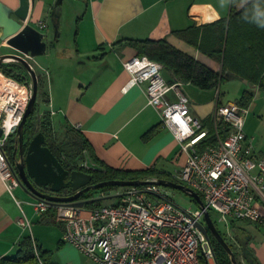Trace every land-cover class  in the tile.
Masks as SVG:
<instances>
[{
  "label": "crops",
  "instance_id": "1",
  "mask_svg": "<svg viewBox=\"0 0 264 264\" xmlns=\"http://www.w3.org/2000/svg\"><path fill=\"white\" fill-rule=\"evenodd\" d=\"M54 1L34 0V6L28 10L30 24L37 25L44 9H50ZM229 1L80 0L82 6L69 31V40H61L60 35L56 44L49 47L47 66L39 65L47 91H43L42 99L46 107L38 113L54 112L50 115L53 137L61 139L58 136L64 135L65 125L79 133L87 147L83 152L87 168L107 166L128 171L153 168L173 177L183 164L185 153L170 130L161 124L159 111L148 104L144 95L146 83L124 87L129 74L122 62L138 54L125 40L166 37L194 58L218 69L216 62L201 55L173 32L226 17ZM47 29L40 30L48 32ZM160 74L164 82L173 79L164 67ZM180 87L183 94L187 92L194 116L203 121L211 117L216 105L215 90L201 89L191 82H182ZM173 93V90L166 93L169 100L175 99ZM259 102L260 98L253 93L242 130L252 138L254 148L264 152V136L256 133L251 120L247 124L249 113L258 108ZM12 190L8 192L0 178V264H29L7 259L20 255L18 248L26 236L36 245L44 263L84 264L83 253L61 240L63 223L55 220L54 207L37 214L31 203L35 198L20 185ZM255 201L264 206V199L256 197ZM20 218H25L29 225H20ZM241 221L245 224L238 225L235 220L231 223L236 232L249 235L246 245L258 264H264V225ZM31 262L38 264L35 255Z\"/></svg>",
  "mask_w": 264,
  "mask_h": 264
},
{
  "label": "built area",
  "instance_id": "2",
  "mask_svg": "<svg viewBox=\"0 0 264 264\" xmlns=\"http://www.w3.org/2000/svg\"><path fill=\"white\" fill-rule=\"evenodd\" d=\"M22 56L33 60L28 54ZM122 66L129 74L125 88L146 83L148 104L159 111L161 124L185 153L173 178L195 191L202 205L182 209L162 194L158 185L144 184L126 186L117 202L94 208L50 204L38 198L31 201L33 209L42 214L54 207L55 220L63 223L61 240L83 253L84 264H217L210 234L208 237L197 226V222L204 223L205 211L209 215L213 211L225 226L234 220L264 225V206L255 201L256 197L264 199V152L257 151L252 138L242 130L248 107L236 100L219 102L215 92L216 105L209 117L215 140L198 148L208 127L191 113L189 99L180 89L182 82H164L160 74L163 65L144 54L125 58ZM30 87L29 77L20 81L0 70V178L10 193L19 180L14 163L3 151L30 98ZM170 90L174 100L167 98ZM19 223L29 225L25 218ZM32 246L38 264H47L33 242Z\"/></svg>",
  "mask_w": 264,
  "mask_h": 264
},
{
  "label": "trees",
  "instance_id": "3",
  "mask_svg": "<svg viewBox=\"0 0 264 264\" xmlns=\"http://www.w3.org/2000/svg\"><path fill=\"white\" fill-rule=\"evenodd\" d=\"M239 1H244V4L236 9L235 4ZM229 12L226 17L218 20L202 24L200 26H189L185 29L175 30V36L182 38L185 43L191 45L201 55H205L212 62L219 63L220 69H215L212 65L202 62L190 55L184 49H181L170 43L166 37L160 39H127L125 40L130 45H133L137 53L147 55V57L159 61L163 67L169 70L173 76L172 80L167 82L172 83L176 81L191 82L193 85L201 89L217 90V100L219 101V86L222 81L238 78L244 80L258 88H264V0H230ZM124 41V42H125ZM12 62L0 63V70L13 76L17 80L25 81L27 78L21 75V72H16L20 69V65H15V68L10 67ZM28 76V75H27ZM40 79V78H39ZM40 85V84H39ZM38 85V86H39ZM243 93L237 102L240 105L247 106L253 97V92L249 89L242 90ZM36 112L35 104L30 114L27 116L23 126V146L26 145L29 137L34 132L41 131L44 134L45 145L58 158L60 163L68 169H82L89 172L92 176V182H97L106 179H146V178H164L176 181L171 176L163 175L155 172V169L148 168L143 171H128L110 168L103 166L100 169H91L87 167L78 166L74 162L78 158H83V152L87 150L85 141L70 126L65 125L64 137L58 139L53 137L51 127V117L49 112L41 111L37 123H34V114ZM35 124V125H34ZM37 126L35 131L34 126ZM204 125L208 127V134L198 144V148H202L207 143L215 140L214 128L211 123V118L207 117L204 120ZM221 129V125L218 126ZM225 131L220 130L223 134ZM69 134H71L69 136ZM11 136V135H10ZM8 137L6 144H8L5 153L7 159L12 163L17 159V155L13 157V149L15 146L16 135ZM116 185H107L100 188L109 189ZM90 195V192H85L84 196ZM87 194V195H86ZM91 197V195H90ZM102 196L98 199L88 201L84 207L94 208L100 206ZM50 206L48 209L52 208ZM211 246L213 247L217 264H232L230 256L224 250L220 243L210 235ZM227 245H229L227 243ZM231 250L235 252L231 245ZM19 256L16 258H7L9 260L28 261L29 264H34L32 241L30 237L26 236L20 242L18 248ZM240 252V249H239ZM234 257V258H235ZM6 259V258H5ZM237 259V258H236ZM238 261V260H237ZM239 264V263H238ZM246 264H250L246 261ZM251 264H258L254 258Z\"/></svg>",
  "mask_w": 264,
  "mask_h": 264
},
{
  "label": "water",
  "instance_id": "4",
  "mask_svg": "<svg viewBox=\"0 0 264 264\" xmlns=\"http://www.w3.org/2000/svg\"><path fill=\"white\" fill-rule=\"evenodd\" d=\"M15 8L10 9L0 0V42L5 43L11 52L0 53V63L16 62L19 63L25 74L31 80V95L23 111L21 119L17 125L15 135L16 141L13 149V157L18 154V160L14 161V168L17 172L19 185L22 186L30 196L35 199L41 198L50 204H63L67 206L83 208L88 201L98 199L99 197H89L87 199H78V197L89 190H96L107 185L116 186H141L144 184H154L170 186L180 189L191 196L198 205H202L200 197L195 191L186 187L182 183L164 178L147 179H106L92 182V176L89 172L82 169L65 168L58 158L45 145L44 134L41 131L36 132L23 146V126L27 116L34 108L38 85L41 84L42 74L37 73L30 66L28 60L22 54H28L31 57L42 55L47 47H53L60 34L61 18V0H55L50 9V23L53 34L51 40H47L46 32L41 31L43 27H35L28 22L29 11L34 6V0H17ZM13 12L16 18L9 16ZM40 78V79H39ZM71 134H69L70 136ZM23 151V152H22ZM37 187L49 189L53 193L40 191ZM69 188L74 192L68 195L57 194L61 189ZM204 223L197 222V226L204 234H209L220 243L227 254L230 256L232 264H238L234 252L224 240L222 235L215 227L208 211L203 215ZM233 239L240 249V255L248 263H252L254 255L246 245L249 240L248 234L234 233Z\"/></svg>",
  "mask_w": 264,
  "mask_h": 264
},
{
  "label": "rangeland",
  "instance_id": "5",
  "mask_svg": "<svg viewBox=\"0 0 264 264\" xmlns=\"http://www.w3.org/2000/svg\"><path fill=\"white\" fill-rule=\"evenodd\" d=\"M243 4H244V1L237 2L235 4L236 9L240 8ZM13 5H15V3ZM80 5H81L80 0H61L62 13H61V18H60V26H59V29H60L59 35H61V40L63 38H64V40H67V39L69 40V38L71 36V35H69V31L74 26V23H75L74 20H75L76 15L78 14V9H80L82 6V5L81 6ZM83 5H84V2H83ZM47 9H48V7L44 9V14L38 20L37 25L40 23L43 25L42 29L48 28L47 29L48 32H46V34L48 36V35L53 34V32H52L51 23L49 22L50 21V13H49V10H47ZM28 22H30V20ZM61 32H62V34H61ZM1 43L2 42H0V53L11 52V50H9V48L6 47L4 41H3V45H1ZM46 49L47 50L44 54L34 56L33 60L28 59V62H30L32 64V66L34 67L36 74L41 72V70L39 69V65L47 66L50 48L47 47ZM15 65L16 64L13 63V65H9V66L12 68L13 67L15 68ZM18 65H20V64H18ZM217 65H218L217 67L219 70L220 69L219 63H217ZM16 72H21L22 73L21 75H23L26 78L28 77L27 75L23 74L21 68L18 70L16 69ZM45 86H46V84L44 83V86H43V82H42V86H39V89H37L36 99H34L36 112H35L33 118H34L35 124L37 123V120L40 117V114L38 113V111L40 109H44L46 107L44 100H42L43 99V91H45V92L47 91V87H45ZM181 87L187 88V89L189 88V87H184V86H181ZM181 87H180V89H181ZM244 89H249V91H252L254 93V96L256 98H260V100H261V102L258 103V104H260L258 106V108L249 113V116L247 118V124H248V121L251 120V125H253V127L255 126V129L257 131L256 133L261 135V136H264V88L255 87L249 83H246L242 79L232 78V79L224 80L221 82V84L219 86V91H218L219 92V98L221 99L222 102H225L227 100H236L237 101L238 99H240V97L243 93L242 90H244ZM186 93L187 92H185V94ZM245 116L246 115H244V117ZM244 121H245V118H244ZM56 122L57 121H56V117H55L54 123H56ZM34 129L36 131L37 126H34ZM36 132H34V134ZM10 137L11 138L14 137L13 134ZM58 137L63 138L64 135L60 134ZM4 148H5V150H7L8 144H5ZM74 162H76V164L78 166L87 167L86 162H84L83 158H78ZM125 188H126V186L125 187L124 186H112L109 189L100 190V188H99L96 190H89L88 192L91 193L90 195L92 198L102 196V198L99 199L101 201L100 204H107V203L117 202L118 201V199H117L118 194L122 190H124ZM159 189H160V192L162 194H165L168 199H170L176 205L182 207V209L183 208L192 209V208L196 207L195 200L191 196H189V194H187L186 192H184L180 189L170 187V186H162V185L159 186ZM12 191H13V194L17 198H19L16 191H14V190H12ZM90 195L88 194V196H86V197H90ZM86 208H89V207H86ZM210 215H211V221H213L215 227L217 228L219 233L222 235L224 240L229 245H231L232 249L235 252H237L235 258H237L238 263L239 264H246V261L240 255L238 245H236V242L233 239V235H234V233H236V229L234 228L233 223H230L229 226H225L222 222L216 220L217 216L213 211H210ZM235 222H237L238 225L245 224V222H243L241 220H235ZM67 244H69V243H67ZM75 249L77 251H79L77 248H75ZM83 258H85V257H83ZM85 263H86V258H85Z\"/></svg>",
  "mask_w": 264,
  "mask_h": 264
},
{
  "label": "flooded vegetation",
  "instance_id": "6",
  "mask_svg": "<svg viewBox=\"0 0 264 264\" xmlns=\"http://www.w3.org/2000/svg\"><path fill=\"white\" fill-rule=\"evenodd\" d=\"M3 3H5L10 9H13V8H15L16 7V5H17V0H1ZM15 3V5H13ZM53 4H54V2H53ZM53 4H52V6H53ZM52 6L50 7V9L52 8ZM50 9H48L49 10V13H50ZM9 16H11V17H13V18H16V16L13 14V12H11L10 11V13H9ZM52 27V26H51ZM51 38H52V36L49 38V37H47V40L49 41V40H51ZM1 45H3V43H1ZM21 70H22V72L24 71L22 68H21ZM23 74H25L24 72H23ZM26 75V74H25ZM25 148H26V146H24V150L23 151H25ZM22 151V152H23ZM17 155V159L16 160H18V154H16ZM14 163V162H13ZM66 168V167H65ZM40 191L42 190V192H46V193H53V192H51V191H49V189H44V188H40V187H37ZM74 191L73 190H70L69 188H63V189H61L57 194H60V195H68V194H71V193H73ZM84 194L85 193H82L79 197H78V199H87V198H89V197H86V196H84Z\"/></svg>",
  "mask_w": 264,
  "mask_h": 264
},
{
  "label": "bare ground",
  "instance_id": "7",
  "mask_svg": "<svg viewBox=\"0 0 264 264\" xmlns=\"http://www.w3.org/2000/svg\"><path fill=\"white\" fill-rule=\"evenodd\" d=\"M10 89H16L14 84H7Z\"/></svg>",
  "mask_w": 264,
  "mask_h": 264
}]
</instances>
